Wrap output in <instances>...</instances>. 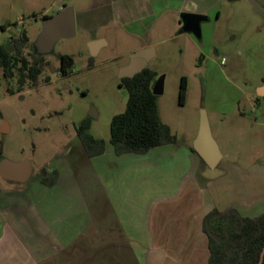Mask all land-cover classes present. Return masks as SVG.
I'll return each instance as SVG.
<instances>
[{
    "label": "rangeland",
    "instance_id": "obj_1",
    "mask_svg": "<svg viewBox=\"0 0 264 264\" xmlns=\"http://www.w3.org/2000/svg\"><path fill=\"white\" fill-rule=\"evenodd\" d=\"M90 1L0 0V44H8L24 32L34 51L45 14L53 15L59 6L71 5L75 17L74 35L57 39L43 54L37 85L19 89L15 78H4L0 69V160L27 159L31 168L25 182L0 176V186L37 183L42 168L50 171L57 166L59 184L81 207L82 212L71 215L80 218V227L89 225L79 244L95 253V264H131L126 250L120 259L115 254L117 246L124 248L128 239L119 231L116 214L104 198L103 158L93 160L86 155L76 126L88 117L89 133L105 140V155L114 153L109 142L110 121L124 110L128 96L119 85L118 70L148 43L154 56L147 67L156 72L154 84L162 86L155 92L158 112L177 139L175 144L152 150H174L181 155L190 148L198 159L197 176L213 182L223 196L237 195L235 207L227 208L248 217L263 213L264 96L256 93L264 84L263 12L249 0H210L213 6L206 13L209 19L202 23L200 37H190L179 29L176 13L169 10L144 20L140 28H130L134 24L127 28L111 18L106 21V15L95 19L92 13L80 22L78 13ZM136 29L148 33L139 37L132 31ZM93 38L104 40L95 55L88 49ZM62 54L73 59L65 75L60 73ZM182 77L185 88L180 101ZM90 109L95 115L89 114ZM201 109L206 111L222 155L214 168L192 150ZM165 162V167L174 165L172 160ZM155 163L153 158L146 165L151 171L159 170L160 164ZM87 217H92L88 223Z\"/></svg>",
    "mask_w": 264,
    "mask_h": 264
},
{
    "label": "crops",
    "instance_id": "obj_2",
    "mask_svg": "<svg viewBox=\"0 0 264 264\" xmlns=\"http://www.w3.org/2000/svg\"><path fill=\"white\" fill-rule=\"evenodd\" d=\"M249 1L264 14V0ZM211 2L91 0L78 16L82 22L88 13L95 19L106 15V21L111 18L127 28L132 24L135 26L130 28H140L144 20L169 10L176 13L175 23L179 29L193 37L192 33L182 30L180 14L206 15L213 6ZM64 6H59L56 12ZM132 31L139 37L148 33ZM147 45L150 44L144 43L140 48L149 47ZM89 158H103L104 198L116 214L119 231L128 239L124 248L117 244L118 257L126 250L131 264H207L209 250L202 230L203 217L214 207L219 210L235 207L237 195L223 196L213 182L200 179L198 159L190 148L181 155L174 150L161 149H151L145 154L105 155L104 150ZM153 158L155 164H160L159 170L151 171L146 165ZM165 159L172 160L174 163L169 164L174 165L165 167ZM53 168L58 171V179L51 186L39 179L37 183L0 186V264H95V253L78 241L85 236L89 225L80 227V218L71 215L73 211L82 212L78 199L63 189L59 184L60 169L54 166L50 170ZM146 169L147 175L143 176ZM91 219L87 217V223Z\"/></svg>",
    "mask_w": 264,
    "mask_h": 264
},
{
    "label": "trees",
    "instance_id": "obj_3",
    "mask_svg": "<svg viewBox=\"0 0 264 264\" xmlns=\"http://www.w3.org/2000/svg\"><path fill=\"white\" fill-rule=\"evenodd\" d=\"M46 17L48 15L43 16ZM28 48L30 51L24 53ZM42 60L43 55L31 50L24 32L11 38L8 44H0L3 77L15 78L19 89L38 84ZM72 63L70 55H60V73L67 74ZM155 78L156 72L147 66L132 77L121 78L119 85L126 88L128 96L124 110L113 115L110 121L109 142L115 154H145L152 148L176 142V135L158 112L156 94L152 91ZM180 87L181 101L185 77L181 78ZM89 127L90 120L86 117L76 126V134L86 155L93 157L104 152L105 140L90 134ZM57 179V169H41V183L51 186ZM202 230L207 236V264H257L264 244V212L248 217L241 216L234 208L219 210L214 207L204 215ZM261 264H264V255Z\"/></svg>",
    "mask_w": 264,
    "mask_h": 264
},
{
    "label": "water",
    "instance_id": "obj_4",
    "mask_svg": "<svg viewBox=\"0 0 264 264\" xmlns=\"http://www.w3.org/2000/svg\"><path fill=\"white\" fill-rule=\"evenodd\" d=\"M182 30L192 33L195 37H200L202 21L207 20V16L201 13L184 12L180 14ZM75 33L74 9L71 5L63 8L46 18H43L41 32L36 42V54L43 55L49 52L59 38L73 36ZM104 42L103 39H94L88 42V49L91 55L98 52L99 47ZM154 56V48L146 47L130 55L129 62L121 66L118 70V78L132 77L147 66L148 61ZM162 86L153 83L152 91L160 92ZM257 95L264 96V84L257 88ZM89 114L95 115L94 109H90ZM3 127L1 128V130ZM193 150L198 154L202 161L210 168H214L220 161L222 155L218 144L215 141L205 109L200 110L199 126L193 139ZM31 174L30 163L27 159L12 162L6 159L0 160V176L4 179L23 182ZM264 255V244L261 248L257 264H261Z\"/></svg>",
    "mask_w": 264,
    "mask_h": 264
},
{
    "label": "flooded vegetation",
    "instance_id": "obj_5",
    "mask_svg": "<svg viewBox=\"0 0 264 264\" xmlns=\"http://www.w3.org/2000/svg\"><path fill=\"white\" fill-rule=\"evenodd\" d=\"M207 18H208V17H207ZM181 26H182V25H181ZM255 100H258V99H255ZM255 100H254V101H255ZM254 101H253L252 103H254Z\"/></svg>",
    "mask_w": 264,
    "mask_h": 264
}]
</instances>
